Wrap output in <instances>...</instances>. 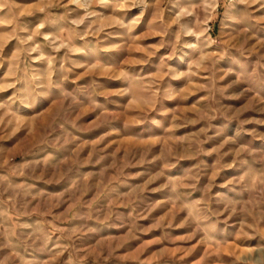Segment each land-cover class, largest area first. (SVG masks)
<instances>
[{
    "label": "rangeland",
    "instance_id": "1",
    "mask_svg": "<svg viewBox=\"0 0 264 264\" xmlns=\"http://www.w3.org/2000/svg\"><path fill=\"white\" fill-rule=\"evenodd\" d=\"M0 264H264V0H0Z\"/></svg>",
    "mask_w": 264,
    "mask_h": 264
}]
</instances>
